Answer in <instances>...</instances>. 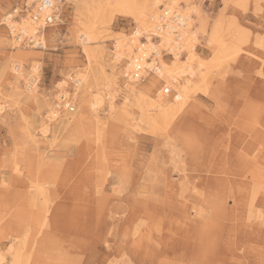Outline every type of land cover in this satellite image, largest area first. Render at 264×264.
<instances>
[{"label": "rangeland", "instance_id": "rangeland-1", "mask_svg": "<svg viewBox=\"0 0 264 264\" xmlns=\"http://www.w3.org/2000/svg\"><path fill=\"white\" fill-rule=\"evenodd\" d=\"M178 1L184 13L200 6L210 25L221 13L233 21L239 51L212 69L207 91H199L190 108L154 128L136 106L132 117L119 112L125 73L108 52L113 39L133 33L131 16L111 11L107 0H62L64 23L43 31L45 47L26 50L35 56L24 62L25 71L40 64L37 92L29 95L22 74L15 77L18 67L11 69L17 49L2 23L14 8H27L26 0H0V243H6V260L14 235L31 227L37 232L34 264H264V0ZM86 5L93 12L102 7L107 18L114 14L99 25L101 42L88 45L106 54H97L91 66L78 38V13ZM207 38L196 45L203 61L213 55ZM163 59L170 63L172 56ZM79 71L87 72L92 96L103 95L99 117L54 121L46 141L37 142L48 114L44 101L52 95L66 90L75 109L62 104L64 112H80L69 77ZM63 78L68 83L58 85ZM112 78L111 91H118L111 113L105 93ZM255 153L262 155L258 169L249 164Z\"/></svg>", "mask_w": 264, "mask_h": 264}, {"label": "bare ground", "instance_id": "bare-ground-1", "mask_svg": "<svg viewBox=\"0 0 264 264\" xmlns=\"http://www.w3.org/2000/svg\"><path fill=\"white\" fill-rule=\"evenodd\" d=\"M160 1L161 0H107V4L110 6L111 11L121 15L131 16L134 19V23H136L133 33L130 36L121 35L120 37L118 36L113 39L115 40V49L113 50V53L107 51L108 55L114 62L112 63L118 66L117 68H119V65L120 67H123V73H125V79H122L124 80V87L122 88L124 93V102L119 112L123 115V117H132L130 109L132 106H136L141 115L140 119L145 121L147 124L154 126V128L159 126L166 127L170 125V123H172V121L174 122L180 113L188 107L190 108L194 96L199 91H207L208 75L212 72V69L216 65L230 60L229 57L232 58L236 56L239 51L235 42L237 39V32L235 28L234 30L232 29L233 21L225 19L223 13H221L216 21L210 25L204 14L201 13L200 6L192 4L190 8L191 12L184 13L187 21L184 23L183 27L174 29V27L170 25L168 19L162 16V9L160 7L161 5H165L168 10L178 9L180 8L181 3L178 0H169V2L163 1L159 3ZM224 1L226 2V0ZM35 2L36 0H26L27 8L23 9L25 14H21L20 19L14 18L15 20L13 17L17 15V13L13 14L11 16L12 20H9V25H7L8 27H11L9 28L10 33L8 35L10 36L11 41L8 43L11 47H13V49H17V52L15 53L16 55H13L14 60L12 62L11 69L14 71V68H16V66L18 67L19 73L15 71V77L22 74L24 79L23 84H25V90L29 95H35L37 92L38 86L36 85L37 78L35 75L39 71L40 64L38 61L31 63V73L28 74L25 71L24 62L27 60H34L35 55L34 53L26 50L30 48L34 49L38 46L45 47L46 36L42 32L41 42L35 41L33 45H29L20 43L17 38V33H22L23 36H20L21 39H23L26 35L32 36L35 34L36 26L30 17L31 7L34 6ZM52 2L54 5L58 3L61 4L62 0H58L57 2L56 0H52ZM84 8L85 10L78 13L80 14L78 18V27L80 32L78 34V38L82 41L81 43L83 45L85 55L91 66L93 61L96 60L98 56L97 54L101 57L106 54H104L102 47L99 52H96L98 51L95 49L96 46L94 47L95 51L88 45L91 43L101 42L100 39L102 38V35L99 30V25H106L112 22L114 14H111L109 18H107L104 16L105 10L102 12V7L94 12L88 5L84 6ZM4 20L5 18L2 19V23ZM206 36L209 37V39L207 38V43L210 45L214 44V47L211 50L213 53L212 58H209L210 60L208 59V61H203V59H201L198 55L196 45L202 37ZM142 38H146L145 42L141 40ZM99 47L97 48L99 49ZM162 49H167L173 53L170 63L165 62L163 56H161ZM180 50L188 53L186 59H182V54L185 52H181ZM139 53H142L144 57L150 58L154 53H156L159 55L157 59L161 56V61L159 58L160 64L162 63L161 67L158 69V73L154 74L150 78L148 83L144 82L150 75L149 71L144 72L146 73V78L144 80H140L129 75V71L133 67V59ZM155 61L156 59H153L152 62H147L146 64L151 66L155 63ZM202 67H206L204 72L202 71ZM110 68H112V66ZM69 77L76 82L74 85L77 87H75L73 94L80 96V100L78 99V103L81 104L80 112L76 115H70L69 113L64 112L65 109L62 108L61 98H64L63 96H65V98L70 97L66 90L59 91V93L54 96L52 95V97L44 101L48 114L46 120H42L41 122L40 128L42 138L40 137L39 140L36 139L37 142L44 143L46 141L44 138H46L48 133H50L52 127L51 123L54 121H59L58 124L62 123L67 125L71 123H81L91 117H99L98 111L103 105L104 98L101 92L92 96V86L87 72L79 71L75 77L71 76L69 73ZM159 82L163 83V88L160 87L162 89H157V91L154 92V88H156V85ZM66 83H68L67 79L63 78L59 81L58 85L64 86ZM113 84L115 85L117 82L112 78V80H109L106 85V89L109 91L105 93V95L109 96L108 106L111 113L114 112V110L116 111L115 98L118 91V89H116L117 87L115 88L114 86H112L114 87L112 89L114 92L111 91L110 86ZM16 87H19L18 82ZM167 87H171L174 92L177 93L166 96L164 91ZM62 112H64L63 115H59ZM261 157L262 155L255 153V157L253 159L255 164L249 163L250 166L253 165L257 169L261 167ZM218 182L220 183L221 181L219 180ZM35 223L36 222H34L33 226H35ZM30 228L31 227H29V230L24 236L14 235L15 240L17 239V241L7 247L8 253L11 256L10 261L6 260V258L8 259L9 257L5 258L6 255L1 252V248H3L6 243H0V264H34L32 259L36 246L37 232L31 233L33 229Z\"/></svg>", "mask_w": 264, "mask_h": 264}, {"label": "built area", "instance_id": "built-area-1", "mask_svg": "<svg viewBox=\"0 0 264 264\" xmlns=\"http://www.w3.org/2000/svg\"><path fill=\"white\" fill-rule=\"evenodd\" d=\"M161 7L163 10L162 16H164L165 18L168 19V21L170 22V25L172 27H174V29H178V28L183 27V25L187 21V19H186L184 12L181 8L168 10V9H166V7H163V5H161ZM31 8L32 9L30 11L31 12L30 17H31V20L35 23L36 31H35L34 35H32V36L26 35L23 39H21V37H20V36H23L22 33H19V32L17 33V31H16L17 38L19 39L18 41L22 44L33 45L35 41L41 42L43 30H45L47 27L49 28L51 26L61 25L64 23L62 6L59 3L54 5L52 0H36V2L34 3V6ZM18 9L19 8H14L12 10V13H9L6 16H4L5 20L3 21V23L5 25H9L8 22H9V20H12L11 16L15 13H17V15H15L13 17V19L14 18H20L19 15L23 13V11H22L23 8L19 9V10ZM9 28H11V27L9 26ZM144 39H146V38H144ZM41 48L42 47H39V46L37 47V49H41ZM180 51L185 52L183 50H180ZM161 53H162V56H165L167 54L170 56H173V53L167 49H162ZM139 55H142V53H139L136 57H134L133 67L130 69L129 75L134 77V78L144 80L146 78V73H144L145 71H149L150 74H157L158 69L161 67V64L159 62V58L157 59V57L159 55L154 53L153 56H151V58L150 57H144L143 55L142 56H139ZM153 59H156L155 63L152 64L151 66H148V64H146V63L152 62ZM72 83L76 84V82L74 80L72 81ZM164 93L166 96H169V95H172L173 93H177V92H174V90L171 87L170 88L167 87L165 89ZM63 97L64 98H61L62 104L66 105L67 108H69L71 111H73L75 109V105H73V102H71V99L65 98V96H63Z\"/></svg>", "mask_w": 264, "mask_h": 264}]
</instances>
